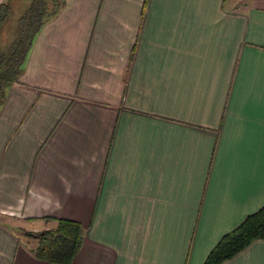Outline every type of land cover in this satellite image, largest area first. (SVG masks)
<instances>
[{"label": "crops", "instance_id": "1", "mask_svg": "<svg viewBox=\"0 0 264 264\" xmlns=\"http://www.w3.org/2000/svg\"><path fill=\"white\" fill-rule=\"evenodd\" d=\"M5 92L0 264H54L45 218L68 264H202L264 204V0H62Z\"/></svg>", "mask_w": 264, "mask_h": 264}, {"label": "trees", "instance_id": "2", "mask_svg": "<svg viewBox=\"0 0 264 264\" xmlns=\"http://www.w3.org/2000/svg\"><path fill=\"white\" fill-rule=\"evenodd\" d=\"M12 1L0 2V105L4 102L5 90L20 73L37 31L62 7V0H20L21 13L15 18L12 32L2 38V31L12 15ZM25 1L29 3L25 5ZM45 220H51L53 226L24 232L33 241L29 250L37 259L68 264L81 245L83 228L78 222L69 219ZM261 239H264V204L223 234L202 264H221L252 241Z\"/></svg>", "mask_w": 264, "mask_h": 264}, {"label": "rangeland", "instance_id": "3", "mask_svg": "<svg viewBox=\"0 0 264 264\" xmlns=\"http://www.w3.org/2000/svg\"><path fill=\"white\" fill-rule=\"evenodd\" d=\"M12 15L10 16L7 25L5 27V29L2 31V38L7 37L10 32H12V28L14 25V22L16 21V17L21 13V2L20 0H14L12 1ZM29 2L25 1L24 4L27 5ZM15 230H17L16 228H14ZM19 235V239L23 244H26V242H28V244L33 243V241L27 237L24 233L18 234Z\"/></svg>", "mask_w": 264, "mask_h": 264}]
</instances>
